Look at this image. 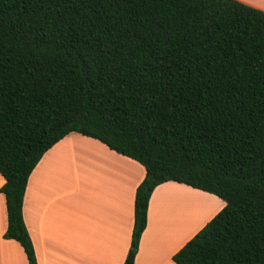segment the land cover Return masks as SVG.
I'll list each match as a JSON object with an SVG mask.
<instances>
[{
	"label": "trees",
	"instance_id": "1",
	"mask_svg": "<svg viewBox=\"0 0 264 264\" xmlns=\"http://www.w3.org/2000/svg\"><path fill=\"white\" fill-rule=\"evenodd\" d=\"M145 169L123 264L154 188L224 206L176 264H264V10L239 0H0V188L5 238L37 264L22 214L28 177L65 135Z\"/></svg>",
	"mask_w": 264,
	"mask_h": 264
},
{
	"label": "crops",
	"instance_id": "2",
	"mask_svg": "<svg viewBox=\"0 0 264 264\" xmlns=\"http://www.w3.org/2000/svg\"><path fill=\"white\" fill-rule=\"evenodd\" d=\"M239 1L264 10V0ZM144 176L136 160L77 132L45 151L28 177L22 206L37 264H123L135 190ZM4 183L0 174V188ZM224 204L184 183L157 185L134 264H176L174 253ZM6 227V200L0 192V264H28L19 242L4 237Z\"/></svg>",
	"mask_w": 264,
	"mask_h": 264
},
{
	"label": "rangeland",
	"instance_id": "3",
	"mask_svg": "<svg viewBox=\"0 0 264 264\" xmlns=\"http://www.w3.org/2000/svg\"><path fill=\"white\" fill-rule=\"evenodd\" d=\"M194 199H196V198H194ZM202 201H203V200H202ZM215 209H216V206H215L212 210H215ZM212 210H211V212H212ZM211 212H209V213H211ZM205 216H206V215H205ZM205 216H203V217L200 218V220H201L200 223L202 222V220L204 219ZM200 223H199L198 225H200ZM198 225H197V226H198ZM195 228H196V227H195ZM193 230H194V229H193Z\"/></svg>",
	"mask_w": 264,
	"mask_h": 264
}]
</instances>
